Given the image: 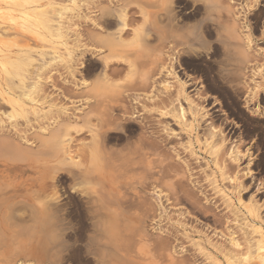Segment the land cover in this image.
<instances>
[{"label": "rangeland", "instance_id": "obj_1", "mask_svg": "<svg viewBox=\"0 0 264 264\" xmlns=\"http://www.w3.org/2000/svg\"><path fill=\"white\" fill-rule=\"evenodd\" d=\"M25 1H27V3ZM40 1H41V3H39ZM40 1L39 0H37V1L36 0H0V26H3V28L6 26L4 28V30H5L4 34L0 33V45H1L0 46L1 47L0 57H2V55L6 54V55H10L14 59L13 56H16L19 60L22 61V63L20 64L21 67H23L24 65L27 66V68L23 67L25 69L19 68L20 70H22V69L24 70L23 73L26 72L24 75H19V73L23 74L22 71H20L18 74H16L17 71L14 70V73L17 76V77H15L12 73H11V75H8L5 71V68L2 67V65L0 63V91L4 90L5 93L7 94V95H4L0 92V98H2V99H0V119H1V121H0L1 126L0 127L3 128V130H1V128H0V131L3 132V133L0 132V136L2 137V139L0 137V139H1L0 145L1 144L5 145L6 142H9V140H8L9 138H10V140H12V138H13L14 139L13 141L15 142V144H14V142L11 141V144H9L10 143L9 142L8 146L6 144L5 146L2 145L3 147L2 146H0V147L2 148V150H4L5 147L7 146L6 151H8V152L11 149H12V151H14V150H17L18 148H20L23 152H24V150H27V149H29V150L34 149V151H32V154H31V151H28V150L24 152L25 154L28 155V158L31 157V159L29 158L28 161H26V162H21V163L9 162L8 163L7 161H0V187H1L0 193L3 194V196H1L0 198L5 199L6 196L10 194L9 196H11L13 198L12 200H20L22 202H25V203H27L26 204L27 207L30 205V208H32V207H38V208L40 207L41 208V214H40L41 216H39V218H36L37 223H36V219H35V224L33 222L29 221L30 219H32V221H33L35 216H33L34 218H32L28 214L23 215L24 216L23 220L26 219L25 216H27V215H28L27 218L31 217L29 220L26 219L30 223V226H31V223L34 224V225H32V226H34L33 227L34 229H31L32 228V226H31L30 230L28 229L30 226L28 227V224H26V228L28 227L27 229L30 231L29 234L26 233L27 230H26V232L23 231L24 229H26L24 223L23 224L20 223V225L24 226V228H22L23 230H21L20 233L23 231L24 235H26V236L28 235L27 237L31 236L30 242H29V238L28 239H20V242H18L17 244L14 245L16 247L11 249L10 247H8L6 245V243H2L1 240H3V242H4L3 238L0 239V242L3 244L2 246H0V252H1L0 253V264H101L102 262L107 261L106 259L105 260L103 259V258L107 257L106 255L104 257L101 256V258L99 257L101 255V253L107 254L109 257V258H107V259H109V261H107V263L104 262L105 264H173L174 261H175L174 264H264V22H263L264 16L262 19L256 17L258 12H260V7L264 9V7H263L264 6V4H263L264 0L263 1L261 0L262 2H260V4H259L260 6H258L259 8L258 7L252 8V6L255 4V0H254V2L252 1L253 2L252 5L248 6V8H249L248 9V15L250 16L249 17L247 15L249 17L248 22L252 25L251 33H252L253 39H254L253 45L254 44L256 45L252 48L253 50L252 49L248 50L247 47H245L244 45H241L236 40L231 38L233 31H232V28H230V26H231L230 24L232 22L229 23V25L227 23L226 24L227 30H224V32L226 33L225 34L226 39L227 40L229 39L227 41V45L225 48L227 53H228V54H226L227 56L224 55V57L222 58L223 55L221 56V55H218L217 53L214 55V49L217 47L221 48V46L223 44L221 42L213 39V37H212V39L209 38L208 39L209 41L210 40L213 41L211 44L212 47L209 48V46H206L204 48L201 44L197 43V45L199 46L198 52H196L195 54H186L189 57L186 60V69L181 71V73H180L181 77L183 76L181 74L185 73L187 75L193 76L194 78H197V81H198L197 82L198 83L197 84V86H198L197 90H200L201 92L203 90H205L206 88H208L210 85H211V89L214 88L213 89L214 91L209 90L210 96L212 95L211 96L212 100H211L210 106L213 109L211 110V113L214 112V115H216V118H217L216 120L218 121V124H219V125L218 124L217 125H218L219 129H224L223 130L224 134L228 136V141L223 146V151L225 150V155H226L225 160H224V165L228 166L225 169V171L228 170V174H226L225 177L228 178V181L226 180L227 178L225 180L222 179V176L217 175V177H216V175L213 173V171H214L213 169L216 170L217 168L213 167V169H211V168L207 167L206 162H208L209 157L205 158V153L203 151V148L201 147V143L197 139L198 138L197 136H201L202 133H199V131H195L192 134V137L194 139L193 140V144H194L193 149L196 151V154H192L191 153L192 148L189 146L190 142L188 141L189 136L185 132H182V130H181L182 125L181 124L175 122L176 125H174V122L171 119H166L167 121L168 120L172 121V123L169 121L167 123V121H166L167 125L164 124L165 122H160L163 119H165V118L162 119V116H160L161 110H163L161 107H157L155 105L153 106L151 104L154 108L156 107L154 109L149 104L146 107V109H143L142 107L145 106L144 103L146 102L143 100H147V103L150 100L146 96H144V97L142 96L144 99L136 96L134 94V93H136L135 91H132V92L128 91L129 90L128 89L129 84H133V83L138 82V81L136 82V80L137 79L139 80V77L143 72V71L141 72L142 68L139 71V73L136 72L137 70H133V68H132L133 72H136V73L134 74L131 70L129 73L131 75H128L127 72H129L128 71L129 69H127V71L125 70L123 75H121V77L124 76L125 79L123 77L122 78L119 77L117 82L115 81L116 83L113 80L114 84H117V85L121 86L122 88H123V86H125V87L122 89L121 87L116 85L113 87L114 90H110V92L105 91L106 94L104 93V96L106 95L109 98H110V96H112V98L114 97L115 99L117 98L118 100H115L116 102L113 101L111 104L107 105L109 103V101L112 99V98H110V100L107 101L108 103L106 102L107 104L106 103L104 104L105 106L104 105L103 106L98 105L99 107L95 106V108H94V105H97V104H94L92 106L90 116L94 117V118H92L93 121L98 116L94 121L95 124L94 125L92 124L93 127H92V125H90V123L88 124L89 121L86 120V118L88 119V114H87L88 112L86 113V111H88L90 109H89L88 104H87V97L85 95L86 88H85L84 84H85V82H87V79L91 80V82L94 83L95 81L97 82V80H99L96 78L102 77V75L104 74V71H105V67L103 64L106 60L110 64L114 63V60H115V62H117L118 60H123V59H126L127 61H132L134 58H136V60L139 59L138 62H142L141 61L142 59H143V61H145L146 59L149 58V54H150V56H152L153 54L151 55V53H154L152 49H150V50L148 49V50H145L144 55L139 56L138 58L136 55L133 56L129 53L130 49H138V50L144 49V47H143L144 45H143V43H141V41H137V40L134 41L133 40V38H135V34L133 33V29H139L146 23L145 21H143L145 23H142V21L140 22V20H139L141 15H143L141 12H139L141 10V8H139V11L136 10V9H138L139 4H140V7H142L141 6V4L143 3L142 0L141 1L138 0V2L140 1V3L136 2L137 0H130V2H132V3H128L129 0H128V2H125L127 0H104V2H101V0H100V2H99V0L98 1L97 0H94V1L93 0H84V1L83 0H80V1L76 0V2H79V3L81 2V5H83V6L85 5V3H88L89 1L90 2L93 1V5H92V2L88 4L89 6L92 7L90 9L91 10L90 12L93 11V13H91V15L93 14L92 17L93 16L95 17L98 14H100L101 10L107 11L108 7L110 10H114V13H117V10L119 11L121 8L125 7L124 4H126V8L129 4H132L131 5L132 8L136 7L134 10L132 8L130 9V5H129V8H127L129 10V12L131 11L130 12L131 15H132V13L136 14L137 11L139 12V13L137 12L136 15L134 14L136 17L139 15V17L137 18L138 20H136L137 22L136 21L134 22L136 25H134L132 23L131 24L132 27H130V30H132V33H131L132 36H131V34L128 33L131 38L130 37L128 38L129 35L127 34L128 36H125V39H126V37H127V39L125 41L123 40V42H120V43H125L123 45L126 47H124L120 43H117L119 41H116V43H114V40H118V39H116V38L114 39L113 37L115 36V34H112V36L110 37L112 39H110V42H108L107 45H105L106 47L99 46V48H98L96 43H94V42L92 43L94 46V50L97 52V54L96 53L90 54L89 55L90 57L87 56L89 53L84 51V50H86V42H87L84 40V38L88 37L90 31H91V33L94 31L93 36H96V34L98 33L96 31L99 30L100 26H104V25L99 20H97V23H99V27H98L97 23H93V24L89 25L86 22L87 21L85 19L86 13H84V12H87L86 11L87 10V7H86L87 4L85 5V10H84V7L79 5V3H76L75 0H40ZM123 1H124V3H123ZM133 1H135V2H133ZM148 1H150V0H148ZM151 1L156 2L158 0H151ZM74 2H75V4H74ZM95 2H97V3H95ZM144 2H145L144 3L145 5L142 4V5H144L143 10L145 11V9H147L145 11V13L146 12L148 13V24L147 25H149L154 13L160 9H159V7H155V6L153 8V5H155V2L154 3L152 2V7H151V5H150V7H148L150 9L145 8L147 0H145ZM158 2H156V3H158ZM246 2H247V0H238V1L235 0L233 2H231V0H229V2H228V0H223V4L220 7L228 8L229 3H233L234 6L236 4V7H238V6H243L244 4H246ZM200 3H204V2L201 1ZM200 3H198L197 5L200 6ZM34 4L43 5V8H45V9L48 8V9H46L47 12L44 13V15L40 14L42 16L40 18L33 19L34 17H29L26 13L23 12V9L24 8H32V6ZM76 4H77V6H76ZM95 4H97L98 6L100 5L99 8ZM104 4H105L106 8L103 7ZM118 4H119V6L117 7L116 5H118ZM147 4L149 5V2H147ZM175 4H176L175 6H177V10H180L181 8L179 9V4L178 5H177V3H175ZM121 5H122V7H121ZM60 6L64 11H62ZM78 6H80V8ZM94 6H95V8H94ZM112 6H113V9H112ZM53 7H54V9L57 8V11H59L61 9L60 10V16H58L59 14L53 15L56 12V10H53V12H51ZM63 7H65V8L69 7L70 10L69 9L65 10ZM192 8H194V7L190 6V8L188 7V10L189 9L191 10ZM71 9H73V10H71ZM132 10L135 12H132ZM77 11L78 12L80 11L82 14L78 13ZM202 11H204V10H202ZM73 12H75V14H73ZM183 12L187 13L188 11H187V9L186 10L183 9ZM71 14L73 17L71 16ZM77 14H78V17L76 16ZM80 14H81V17H79ZM48 16H51V17H48ZM82 16L84 17V20H83ZM143 17H144V15L140 19H143ZM214 17H217V15L215 14ZM228 17L226 14L220 18H221V20H227ZM254 17H255V19H253ZM46 18L48 19V20H46V23L48 21L49 24L47 23V25H45V26H48V27L45 28L44 25H39V23H41V21L45 20ZM70 18H72L73 21H71V20L69 21ZM55 19H56V21H55ZM58 19L62 21V24H63L62 28L65 29V32L62 29H61V31L64 32V35H65V33H68L71 36L66 34L65 37H63L64 35L62 36V34H63L62 32H61V35L59 33H57V34L55 33V32H57L56 28H58V26H57L58 25L57 24ZM39 20H41V21H39ZM35 21H36V23H35ZM49 21H51V22H49ZM83 22H84V24H83ZM226 22H229V20L225 21V23ZM41 24H43V23H41ZM138 24L142 25V26H139ZM49 25L54 27V28L49 27ZM55 25H56V27H55ZM93 25H95V26H93ZM64 26H67V28L69 26V29L64 28ZM71 26L73 29L71 28ZM87 26H90V27H87ZM254 26H256L255 28H257L258 31L255 30ZM258 26L261 28H259ZM70 28H71V30H70ZM113 28L114 27H107V32H109V33L117 32V27L115 26L116 29L114 28V30H113ZM50 29L51 30L56 29V31L52 30V33H51V32H49V31H51ZM46 30L48 31V33H46L47 32ZM74 30H76L77 32L75 33ZM85 30H87V31H85ZM72 31L74 32L75 35H73ZM79 31L80 32L82 31L83 33L82 32L80 33ZM58 32H60V31H58ZM54 33L57 36H53ZM77 34H78V36H77ZM185 34H186L185 38L188 40L189 39L188 33H185ZM261 34H262V36H261ZM83 35L84 36L86 35V36L81 37ZM72 36L73 37L77 36V37L73 38V40H72ZM76 38H77V40H81V42L79 41L77 44L76 41H74V40H76ZM78 38H80V39H78ZM69 39L71 40V43L73 42V45L77 44L78 47H76V45L75 46H73L72 44L70 45ZM66 40H69V41H66ZM111 40L114 44H116V46L113 45ZM65 41L68 42V45H66ZM82 41L85 43H83ZM109 44H111V45H109ZM118 44L121 45V48L119 47L120 45H118ZM79 45L80 46L83 45V46L80 47ZM129 45H131V46H129ZM58 46H59V49L55 48ZM68 46H70V47L68 48ZM96 46H97V48H95ZM215 46H217V47H215ZM257 49H259V50H257ZM69 50H70V52H69ZM125 50H126V52H125ZM222 50H224V49H222ZM260 50H262L261 53H260ZM17 51H19V53L23 54V55L25 54V51H26V55H24V56L19 55L18 56V55H16ZM60 51H61V53H59ZM71 51H76V52H75V54H71ZM28 53H30V54L32 53L33 57H31L29 55L27 56ZM72 53H74V52H72ZM117 53H119V54H117ZM126 53H128L126 55L127 57L124 56V54H126ZM110 54H111V57H110ZM53 55H54V57H53ZM72 55H73V57L76 55H78V56L73 58ZM117 55H119L121 58H119ZM128 55H129V57H128ZM130 55L133 59L130 57ZM192 55L199 56L198 57L199 61H196V65L198 64L197 67H196L195 63L192 62V60L190 59V56H192ZM68 56H71L72 58H70ZM23 57H25V59H23ZM27 57H28L29 61L32 58L31 59L32 62H28ZM87 57L91 58L92 60L96 59V62H99V64H100V69L98 66L95 69L96 71H94L95 77H94V74L92 75L93 79L88 78L85 71H84L86 68V61L88 60ZM112 57L113 58L116 57L117 59H113ZM124 57H126V58H124ZM53 58H54V60H53ZM75 58H77L78 60L77 59L74 60ZM97 58H99V60L101 59L102 61L101 60L98 61ZM128 58H131V59L128 60ZM111 59H112V62H110ZM221 60L225 61L224 65L222 64L223 70H220L221 66L219 65V61H221ZM226 61H227V63H226ZM231 62L232 63L235 62V64H232ZM27 63L32 64V66L28 65ZM217 65H219V66H217ZM11 66L12 65L8 64L7 68L13 70L12 68H10ZM28 67H30L31 69ZM71 67H72V69H71ZM188 67H190V68H188ZM195 67L197 68L196 70H195ZM26 69H29V70H26ZM34 69L36 71L39 69V71L35 72ZM41 69H42V71H41ZM30 70L32 72L34 71L33 74L38 73L40 75V73H41L40 78H41V84L42 85L39 84L40 85L39 87L36 86L37 89H35L36 87L33 88L34 87L33 83L35 84V82L38 80L36 78V76L38 74H36V75L34 74L35 76H33L32 72ZM73 70H74V73H73ZM177 70L179 72L180 69L178 68ZM215 70L220 72V73H221V71H224L225 75L228 74V75H226L228 83L225 84L222 88L221 87L218 88L217 85H215L214 83H210L211 80L208 78L209 74H212L216 77H219L222 74V73L221 74L217 73ZM225 70H226V72H225ZM28 71H30L31 73H29ZM26 74H28V75H26ZM132 75H133L134 79L132 78ZM11 76L15 79H12ZM84 76H86V77L84 78ZM126 76H127V78H126ZM32 77H35V80H33L34 78L32 79ZM230 77H234V78H230ZM6 78H7V80H6ZM25 78H26V80H25ZM205 78H207L208 80ZM10 79L13 80V82L9 81ZM73 80H75V81H73ZM119 80H120V82H118ZM173 80L174 79H171V81H173ZM228 80L230 81V83ZM8 81L11 83L9 84ZM83 81H85V82H83ZM122 81L124 82V84L122 83ZM14 82H15V84L17 82V86L14 85ZM23 82H25L27 84H25ZM72 82H73V84H72ZM127 82H129V83H127ZM174 82H175V80H174ZM199 82H200V84H199ZM12 83L14 86L12 85ZM31 83H32L33 87H31L29 85ZM118 83H120V84H118ZM125 83L127 84V86ZM18 84H20V85H18ZM75 84H77V85H75ZM80 84H82V85H80ZM206 85H207V87H206ZM222 85L223 84H221V86ZM12 86H13V88H12ZM18 86H21V88L20 87L18 88ZM199 86H201V87H199ZM226 86H227V88H226ZM23 87L25 88L24 90L22 89ZM29 87H31V91H30ZM9 88L11 90H9ZM14 88H15V90H12ZM72 88L74 89L73 91L71 90ZM125 88H127V90ZM224 88H226V90ZM68 89H70L72 93H74V92H75V94L77 92H79V93L76 95L71 94L70 91L67 92ZM80 89H82V90H80ZM156 89H155V92H156ZM26 90L28 92H30L31 94H33V95H31V97L32 96L33 97L31 99H28V101L26 102V103H28L26 105V109L27 108L30 109L32 117H31V115H29L30 112L28 113L29 109H27L28 110L26 113V115L28 114L27 116L26 115H19L17 117V115L14 114V112H15L13 110L14 106L9 100H10L11 95L13 96V98H21L18 96V94L26 92ZM115 90L116 91L118 90V91L116 92ZM35 91H37V92H35ZM81 91H82V94L84 92L83 95L80 94ZM218 91L219 92L221 91L220 93L221 94L223 93V94L221 95L220 93H218ZM196 92L197 91H195V92L193 91L192 94H194ZM227 92H228V94H227ZM107 93H108V95H107ZM128 93H132V94L129 96ZM113 94H115V96H113ZM116 94H117V96H116ZM136 94H139V96L144 95V94L148 95V93H144V92H137ZM44 95H46V97H44ZM47 96H48V98H47ZM34 97H35V101L33 100ZM42 97H44L43 98L44 101L41 100ZM55 97H57V98H55ZM135 97H136V99H135ZM137 97H138V99L139 98L140 99L137 100ZM54 98H55V101H54ZM114 98L112 100H114ZM127 98L129 100L131 98V100L128 101ZM124 99H126L129 103ZM50 100L57 102L56 105L57 104L58 105L57 106L54 105L55 103L52 101H51L52 102V104H51ZM132 100H133V102L135 100V102L131 103ZM32 101H34L36 106H38L39 112L37 110V112L35 113V111L32 109V106H33ZM39 101H40V103H38ZM48 101L50 104L48 103ZM71 101H73V102H71ZM140 102L141 103L143 102V105ZM119 104H120V106H119ZM131 104L132 105L136 104V106H139L141 109L139 107H136V106L133 107L134 105L132 106ZM140 104L142 105V107ZM64 106H67V107H64ZM107 106L108 107L110 106L111 108L113 106L114 107L117 106V109H115L113 107L111 110H109V108ZM124 106H127L128 108L130 107L128 114H124V112L120 111V107L123 108ZM149 106L151 107V109ZM62 107H64L63 108L64 110L62 109ZM93 108H94V110H93ZM98 108L100 109L101 112L98 110ZM135 108H138V109H135ZM48 110L49 111L51 110V111L48 112ZM58 110H60V111H58ZM71 110H74L75 113ZM134 110H136V111H134ZM139 110H141V111L143 110V112H141ZM9 111H11L12 113L10 114ZM45 111L48 112L47 113L48 117H45L46 116ZM62 112H65V113L63 114ZM102 112L103 113L105 112L106 114H102ZM133 112H134L135 119H134V116L132 115ZM6 113L9 115H13V116H10L11 118H9V116L6 115ZM38 113L39 114L41 113L42 117L37 115ZM110 113H113L114 116L112 115V118H111L112 120L109 119L110 124H108L109 121L107 118V121H108L107 125L108 126L106 127V124H105L106 122H102V120H100V119H99L100 121H98V118H102V115H103V118L105 117L104 115H106V117H107V115L109 116ZM86 114H87V117H86ZM73 115H75V116H73ZM36 116H39L40 118H37ZM43 116H44V118H43ZM52 116H54V117L57 116L56 117L57 120L55 121L56 118H54ZM99 116H101V117H99ZM58 117H59V119H58ZM70 117L73 119H71ZM106 117H105V119H106ZM110 117L111 116H109V118ZM48 118H49V120H48ZM147 118H150V119H148V121H150L152 119V122L151 121L148 122ZM40 119H44V121L40 120ZM136 119H137V122H136ZM153 119H155V120H153ZM15 120H16L15 123H17V124H14ZM18 120L21 123L22 122L25 123L27 126L25 124L24 125L21 124ZM144 121H145V123H143ZM146 121H147V123H146ZM153 121H154V123H153ZM156 121H157V123L159 122L158 124L162 125L163 128L164 127L172 128L174 125L173 129L176 130L178 127H180L179 128L180 130L178 129L175 131L176 133H179V135H178L179 140H176V141L179 142L180 148L181 147L183 148V151H181V158H183L184 161L181 158L178 161L175 160L176 159L174 156L175 154L173 153L172 149L166 143H163L162 140L157 136V134H154V132H153L154 130H157L158 128L161 130V128L158 126V124L155 123ZM26 122H28V123L30 122L32 124H30V123L28 124ZM97 122H100V123H97ZM49 123H51V124L53 123V125L46 127L45 125H47ZM66 123H68V125H69L68 127H66L67 125L66 126L64 125ZM149 123H151V125ZM161 123H163V124H161ZM4 124H6V125L3 126ZM11 124L12 125L14 124V125L12 126ZM18 124L20 126L21 125L23 126V128H22V126L21 127L19 126V128H22V130L23 129L26 130V131L23 130L24 134H22L23 132L21 129H20L21 132H19L20 131L19 129L17 130L16 125H18ZM96 124H98V125H96ZM125 124H126V127H125ZM128 124H129V127L127 126ZM132 124L133 125L139 124V126H140V128L138 126V132L132 133L135 135H132L130 133V130H129L130 127L132 128ZM146 124H148L150 127L153 126V128L156 127V125H157L158 128L157 127L154 129L152 128L153 131H149L152 129L151 128L148 129L147 128L148 126ZM168 124H169V126H168ZM7 125H8V127H11L12 129L8 128ZM141 125H144V126L142 127ZM177 125H179V126H177ZM15 126H16V128H15ZM44 126L46 128H44ZM76 126L78 129H76ZM103 126H105V127H103ZM145 126H147V127H145ZM144 127H145V129H143ZM4 128H5V131H4ZM55 128H56V130H55ZM59 128L62 130H65V131H62ZM67 128H69L70 130L68 131ZM28 129H29V132L27 131ZM49 129H51V131H52V129L54 131H56V132L52 131L53 133H56V134H58V133L60 134V132H62L61 135H63V136L60 137L58 140L59 136L57 135V137H55L56 134H55V136L54 135L52 136V134L50 133L51 131ZM93 129H96L94 131H96L97 133L100 132V134L95 133L93 131ZM6 130H9L10 132H8V131L6 132ZM145 130L147 131V133ZM165 131H163V132H165L164 135L165 134L167 135L168 131L167 130H165ZM25 132H26V134H25ZM127 132L129 133L130 136L128 135ZM148 132H150V134H148ZM151 132H153V134H151ZM94 133L97 134V136L99 138L98 140L101 141V143H99L98 140L97 141L94 140V141H96V144L93 141L94 142L93 144L97 148L95 146H93V144L91 142L94 139V137H95V139H97V137ZM105 133H107V134H105ZM138 133H140V134L138 135ZM183 133L185 134V135H183L185 137L182 136ZM4 134H5V136L9 135V137L7 138L5 136H2ZM12 134H13V136H12ZM101 134H102V136L104 134L107 137L105 136V139H104V136H103V138H101L102 137V136H100ZM22 135H24V137L26 135L25 139L28 141H25V139L22 138L23 137ZM27 135L29 138L27 137ZM49 135H50V141H48ZM118 136L121 139L117 138ZM126 136H127V139H126ZM133 136L134 137L139 136V140H141V138L144 137L146 140H144V138H142V140L139 142L138 138H134ZM186 136H188V137H186ZM3 137L6 138L7 141ZM40 137H42V138H40ZM122 137L123 138L125 137V138L123 139ZM181 137H182V141L185 138L187 143L188 142L189 143L186 144L185 141L181 142V140H180ZM39 138L42 140V142H40L41 140ZM43 138H45V140ZM46 138H47V140H46ZM61 138L64 140H62ZM51 139L58 140V142H60V140H61L62 142L59 145V143H57L55 141L56 145H57L56 146L55 142H53L54 144L51 143ZM15 140L21 141L22 146L19 145L20 142L18 143ZM103 140L106 142H104ZM130 140L132 142L128 143ZM133 140H134V143H133ZM136 140H138V142ZM2 141L4 143H2ZM44 141H45V143H44ZM142 141H144V142H142ZM147 141H149L150 143L152 141H154V142L151 144H148ZM157 142L158 143L160 142V144H156ZM39 143L45 144L44 146H46V147H45V151H43V152L45 154L47 153V156H45V154H43V156H42V154L40 153V151L43 150L44 147H42L41 146L42 144L40 145ZM50 144H51V146H50ZM127 144H128V146H127ZM141 144H143L145 147L143 145L141 146ZM9 145H11V147L13 145L14 148L9 147ZM37 145H40V147H37ZM131 145L134 148H132ZM146 145H147V147H146ZM152 145L154 147L156 145V147H155L156 151L163 152V154L167 155V157H165L166 155H164V158H167L166 162L170 161L169 162L170 164L168 165L169 168H171L172 164L174 166V163L176 164V162L182 163L183 166L180 165V167L181 166L182 167L179 168L178 171L176 168H174L176 166H174V167L172 166L173 167L172 171H169L170 174L168 173V175L170 177L173 176L172 178H170L168 176V178H170V179L176 180V178H183L184 182H182V183L184 184V186H183L184 188H181V189H182V191L184 189L183 192H185V189H186V192H185L186 194L185 193L183 194L185 196V201L182 204H177L178 201L173 200L174 198H171L172 200H167L165 198L166 200L163 203L158 202L159 200L156 198L157 195H155L154 193H152L150 191V186H148L149 185V179H148V175H147L148 174L147 170L149 167V165H148V150H145V148L153 150V149H151ZM185 145H186V147H185ZM18 146H20V147H18ZM27 146H29L31 148H27ZM47 146L50 148V151H49V148H47ZM91 146H93V147H91ZM129 146L131 149H129ZM153 146H152V148H154ZM8 147L10 148L9 150H8ZM15 147H18V148H15ZM21 147H23V148L25 147L27 149H22ZM143 147H144V149H143ZM60 148L62 150H60ZM93 148L99 153V155L97 154V152L95 153V150ZM35 149L40 150V151L37 150L38 152L36 151L38 154L35 152ZM46 149H48V150H46ZM55 149H57L56 151L59 150V152L54 153V152H56ZM121 149L124 150V152L121 151ZM127 149H129L131 152ZM2 150L0 149V151H2ZM234 150H235V152L236 151L241 152L240 153L241 157H242L241 160L240 159L236 160L231 155V152H233ZM125 151H126V153L129 151L127 153L128 156L125 155L126 154ZM28 152H30V153H28ZM33 152H35V153L33 154ZM49 152H51V153H49ZM64 152H65V154H64ZM172 153H173V155H171ZM50 154H52V155H50ZM94 154H95V156H93ZM96 154L98 156H96ZM36 155H37V157H36ZM38 155H40V156H38ZM53 155H55V156H53ZM182 155H183V157H182ZM52 156L55 159H53ZM171 156L173 158H171ZM32 157H34V158H32ZM93 157H95V158L93 159ZM65 158H67V159H65ZM64 159L67 163L64 161ZM110 159H112V161ZM185 159H187V161ZM100 160L102 163L100 162ZM109 160L111 162H113V164H115L116 166H114V165L112 166L111 163H108ZM171 160L173 161V163H171L172 162ZM72 161H74V163ZM93 161H97V162H93ZM92 162L95 163L96 165L95 164L93 165ZM121 162H122V164H120ZM129 162H131V163L128 164ZM185 162H189L191 164V166L193 165V167H192V169L194 168L193 169V173H194L193 177H195V178H193V177L190 178L188 176V174L186 173V169L184 168V164H183ZM60 163H62V164H60ZM71 163H73V164H71ZM56 164L58 166H56ZM123 164H125V166H122V169H121V165H123ZM178 164H180V163H177L176 165L178 166ZM88 166H94V167L97 166V167L94 168V167H88ZM98 166H99V168H98ZM107 166H108V168H107ZM114 167H116V168H114ZM123 167H124V169H123ZM91 169H92V171H91ZM116 169H118V170H116ZM115 170H116V172H115ZM50 171H51V173H50ZM52 171H54V172L52 173ZM91 172H93L92 175H91ZM95 173H96V175H95ZM195 173H196V175H195ZM212 173L215 176H213ZM226 173H227V171H226ZM116 174H117V176H116ZM125 174H126V176H125ZM121 175L124 179L121 177ZM228 175H229V177L230 176L231 177L229 178ZM196 176H198L200 180H198V178ZM86 177H88V178H86ZM187 177H188V179H187ZM119 178H122V179H119ZM208 178H210V179H208ZM213 179H217L216 180L217 182L209 183V181H213ZM2 180H3V182H2ZM179 180H181V179H179ZM193 180H194V182H192ZM177 181H178V179H177ZM199 181L201 183H199ZM196 182H198L199 185ZM212 183H213V185H212ZM200 184H204V185L203 186L201 185L202 186L201 187ZM209 184H211V185H209ZM214 184H216V185H214ZM37 185L39 186V188H36V187H38ZM41 185H42V187H41ZM205 186L208 187V189ZM216 186H219V187L217 188ZM87 187H91V188H89L91 190L89 191V189ZM212 187H213V189H212ZM99 188H100V190H99ZM205 188H206L207 193L209 195H211L210 196L211 198L207 199L205 194L202 193V190ZM215 188H216V190L214 191ZM84 189H86L87 191H85ZM187 189H188V191H187ZM97 191H99L100 193H98ZM102 191H103V193L106 192L105 194L108 198L105 196V194L102 193ZM111 191H112V193H111ZM203 191H205V190H203ZM188 192H191L192 194L190 193V195H188L187 194ZM35 193H37L36 195H39L41 197L44 196L45 198L42 197V198H44V200L41 197L39 198V196H36ZM42 193H43V195H42ZM99 194L101 197L99 196ZM101 194H103L105 196V198ZM226 194H228V195L226 196ZM152 195H155L154 198H152ZM228 196H230V197H228ZM46 197H47V199H46ZM114 197H116V198H114ZM172 197H173V195H172ZM36 198H38V199H36ZM155 198H156V200H155ZM251 198H252L253 204L257 203V204H255L256 207L260 208L259 213L262 216V218L260 216V218L258 219V220H260L259 222L258 221L257 222L250 221L247 218V216L244 214V212H241V210H240V206L242 204H248L249 201H251ZM107 199H108V201H107ZM148 199H150V200H148ZM226 200H229V201H228V203H226L224 205L223 203L226 202ZM105 201L108 204H106ZM52 202L54 204L52 206L54 208H56V211L59 207H60L59 209H62V210L58 209L59 211L55 212V209L49 205V204H52ZM109 202H112V203H110L112 206L109 204ZM149 202H152V203L155 202L154 204L156 206L154 207V204L152 205ZM230 203H231V205H229ZM20 204L23 207V209L21 208V214H25V213H22V210H24V212H25L27 207L24 208V205H25L24 203H20ZM227 205L230 207L227 208ZM233 206L235 209L237 208V210H236V212L238 211L237 214L235 212V209L231 208ZM47 207H49V209H47ZM150 207L152 208L151 210H150ZM189 210H190V212H189ZM30 211H31V209L29 210V214H30ZM240 213L242 214V216H240L241 215ZM62 214H63V218H62V216L61 217L59 216ZM30 215H32V211H31ZM54 216H57L58 218L54 217ZM100 217H103V218H100ZM104 217H105V219H104ZM61 218L62 219L65 218L66 220L64 219V221H63ZM23 220H21L20 222H25ZM97 220H100V221H97ZM114 220H115L116 226H117V220H119L118 225L121 228L120 231L124 230V233H125V235H124L123 231L121 232L124 235L123 236L124 238H122V234H121V238H122V239L120 238L121 244H119L120 243L119 240L114 238V236H113L114 234H112V232L110 230V224L109 223H112ZM95 221H97V223H99V222L100 223L97 224ZM216 221H217V223H216ZM64 223H67V224L64 225ZM36 224H37V226H36ZM100 224L102 225L101 226L102 228L101 227L98 228V226H100ZM104 225L107 226L109 230L106 227H103ZM246 225L247 226L249 225L248 228L246 227ZM22 226H20V227H22ZM207 227H208V230H207ZM194 229L195 230L197 229L196 230L197 233H195L196 231ZM224 229H226V230H224ZM242 229L243 230L247 229L249 231V234H251V235L248 234L247 230L242 231ZM107 230L109 232H107ZM60 231H62V232H60ZM225 231H226V233H228V235L225 233ZM231 231H232V233H231ZM34 232H35L36 236L33 235ZM233 233H235V234H233ZM246 233L248 235H246ZM127 234H129V235H127ZM0 235H4V234L0 233ZM54 235H56V238H54L55 237ZM51 237H53V238H51ZM34 243L40 245L41 254L43 255L42 257L44 258L43 262L41 261L42 257H40L38 254L37 255H31V254L30 255H25V254H19L18 255L16 253L17 251H20L23 248H29L30 246H33ZM200 244H201V246H200ZM66 247H67V249H66ZM220 248H221V250H223L222 248H224V250L220 251ZM68 249H69V251H68ZM73 249H74V251H76V253H73L74 252V251H72ZM77 252H78V256H77ZM14 253H16V254H14ZM73 255H76V257ZM55 258H57V259H55ZM74 258H76V259H74ZM99 261H101V263ZM104 263H102V264H104Z\"/></svg>", "mask_w": 264, "mask_h": 264}, {"label": "bare ground", "instance_id": "obj_2", "mask_svg": "<svg viewBox=\"0 0 264 264\" xmlns=\"http://www.w3.org/2000/svg\"><path fill=\"white\" fill-rule=\"evenodd\" d=\"M37 1V0H36ZM40 1V0H39ZM80 1V0H79ZM84 1V0H83ZM94 1V0H93ZM93 1H91L92 2V5H93ZM98 1V0H97ZM141 1V0H140ZM140 1L138 2V0L136 1V2H138V3H140ZM145 1V0H144ZM143 0H142V4H144L145 2H144ZM151 1V0H150ZM148 1L147 0V2H149V5L147 4V2H146V7L145 8H148V7H150V5H151V7H152V2L153 1ZM159 1V0H158ZM158 1H156V2H158ZM201 1H203L204 3H200ZM233 1H235V0H231V2H233ZM238 1V0H237ZM254 2V0H247V2H246V4H244L243 6H238V7H236V4H235V6L233 5V3H229V5H228V8H222V7H220L222 4H223V0H160L158 3H156L155 1V5H153V8H154V6L155 7H159V9L160 10H158V11H156L155 13H154V15H153V17H152V19H151V22H150V24L149 25H147L148 24V13L146 12L145 13V11L147 10V9H145V11L143 10L144 9V5H142L141 4V6L143 7H140V4L137 6L138 7V9H136V10H138L139 11V8H141V10L139 11V12H141L143 15H144V17H143V19H140V18H142V16L143 15H141V17L139 18V20H140V22L142 21V23H145L143 26L142 25H139V26H142L141 28H139V29H133V33L135 34V38H133V40L135 41V40H137V41H141V43H143V47H144V49L143 50H138V49H130V51H129V53L131 54V55H136L137 56V58L139 57V56H142V55H144L145 54V50H150V49H152L153 50V52L154 53H151V55L152 56H150V54H149V58L148 59H146L145 61H143V59L141 60L142 62H138L139 61V59H137L136 60V58H132L131 57V55H130V57L133 59L132 61H127L126 59H123V60H118L117 62H115V60H114V63H112V64H110V63H108L107 62V60L104 62V67H105V71H104V74L102 75V77L101 78H96V79H99V80H97V82L95 81L94 83L93 82H91V80H89V79H87V82H85V81H83V82H85V88H86V92H85V95H86V97H87V104H88V107H89V109L90 110H88V111H86V113L88 114V119L86 118V120H88L87 122H88V124L90 123V125H94L95 124V119L98 117H96L95 119H94V121H93V119L92 118H94L93 116L91 117L90 115H91V109H92V106L94 105V104H97V105H94V108H95V106H97V107H99L100 105H104L108 100H110V98H112V96H110V98L108 97V96H104V93H105V91H109L110 92V90H114L113 89V87L114 86H116L117 84H114L113 83V80H114V82L116 81L117 82V80H118V78L119 77H121V75H123V73H124V71L126 70L127 71V69H129L128 71L129 72H127L128 73V75H131V74H129L130 73V71L132 70V68H133V70H137L136 72H138L139 73V71L141 70V68H142V70H141V72H142V74L140 75V77H139V80L137 79L136 80V82L137 83H133V84H129L128 85V91H130V92H132V91H135L136 93L137 92H144V93H148V95H146V94H144V95H141V96H139V94H136V93H134L136 96H138V97H140V98H142V99H144L143 97L144 96H146L150 101H148V103H147V100H143V101H146L145 103H144V105L145 106H143L142 107V105H143V102L140 104L141 105V107L143 108V109H146V107L150 104V106H157V107H161L163 110H161V115L160 116H162V119L163 118H165V119H163L162 121H160V122H165L164 124H166V119H171L173 122H174V125H176L175 124V122H177V123H179V124H181L182 125V128H181V130H182V132H185L186 134H188V136H186V137H188L189 138V146L192 148V154H196V151L193 149V137H192V134H193V132H195V131H199V133H202V135L201 136H197L198 138V140L200 141V143H201V147L203 148V151H204V153H205V158L206 157H209V159H208V162H206V164H207V167H209V168H211V169H213V167H215V168H217L216 170L215 169H213L214 171H213V173L216 175V177H217V175L218 176H222V179H226L227 177H225L226 176V174H228V170H226L227 171V173H226V171H225V169L228 167V166H226V165H224V160H225V157H226V155H225V150L223 151V146L227 143V141H228V136L227 135H225L224 134V129H219V127H218V121L216 120L217 118H216V115H214V112H212L211 113V110L213 109L211 106H210V103H211V100H212V95L210 96V93H209V90H213V89H211V85L208 87V88H206L205 90H203L202 92L200 91V90H197V88H198V86H197V78H194L193 76H191V75H187V74H185V73H183V74H181V75H183L182 77L180 76V73H181V71H183V70H185L186 69V60L189 58L186 54H195L196 52H198V50H199V46L197 45V43L198 44H201L204 48L206 47V46H209V48L210 47H212L211 46V44H212V40H208L209 38L210 39H212V37H213V39H215V40H217V41H219V42H221L223 45L221 46V48H218L217 46H215V47H217V48H215L214 49V55L217 53L218 55H223L222 56V58L224 57V55H226V54H228L227 53V51H226V45H227V41L229 40H227L226 39V37H225V32H224V30H227L226 28H227V23H228V25H229V23H231L230 25V28H232V31H233V34H232V36H231V38L232 39H234V40H236L238 43H240L241 45H244L245 47H247V49L249 50V49H252L254 46H256L255 44L253 45V43H254V39H253V35H252V33H251V31H252V25L248 22V18L250 17L249 15H248V6L249 5H252L253 4V2ZM263 1V0H262ZM261 0H255V4L252 6V8L253 7H258V6H260L259 4H260V2H262ZM26 3H27V1H25ZM34 2V1H33ZM75 2H76V0H75ZM75 2H74V4H75ZM88 2V1H87ZM90 1L88 2V3H85V5L87 4H89V3H91ZM99 2H100V0H99ZM98 2V3H99ZM101 2H104V0H101ZM114 2V1H113ZM125 2H128V0L127 1H125ZM133 2H135V1H133ZM153 2V3H154ZM228 2H229V0H228ZM245 2V1H244ZM29 3V2H28ZM38 3V2H37ZM39 3H41V1L39 2ZM43 3V2H42ZM76 3H79V2H76ZM83 3V4H84ZM95 3H97V2H95ZM109 3V2H108ZM111 3V2H110ZM116 3V2H115ZM119 3V2H118ZM123 3H124V1H123ZM128 3H132V2H130V0H129V2ZM175 3H177V5L179 4V9L180 10H177V6H175L176 4ZM198 3H200V6H198L197 4ZM264 4V3H263ZM49 5V4H48ZM79 5H81V2L79 3ZM85 5L83 6V5H81V6H83L84 7V10H85ZM86 5V7H87V12H84V13H86V15H85V19L87 20L86 22L90 25V24H93V23H97V20H99L100 22H102V24L104 25V26H100L99 27V23H97L98 24V27H99V30L98 31H96V32H98L97 34H96V36H93L94 35V31L91 33V31H90V33H89V35H88V37H86V38H84V40L85 41H87L86 42V50H84V51H86V52H88L89 54L87 55V56H89L90 54H97V52L94 50V46H93V42L94 43H96V45L98 46V48H99V46H101V47H106L105 45H107V43L108 42H110V39H112V38H110L111 36H112V34H115V36L113 37L114 39L116 38V39H118V40H114V43H116V41H119V42H117V43H120V42H123V40L125 41L126 39H127V37H126V39H125V36H128L129 34H131L132 33V30H130V27H132V23L134 24V25H136L134 22L136 21V20H138L137 18L139 17V15L136 17L135 15L137 14V12H136V14L135 13H132V15H131V11L129 12V10L127 9V8H129V5H130V9L132 8V4H129L128 6H127V8H126V4H124L125 5V7L124 8H121L119 11L117 10V13H114V10H110L109 9V7H108V10L107 11H104V10H101V12H100V14H98L97 16H93L92 17V15H91V13H93V11L92 12H90L91 10V6H87ZM95 5H97V4H95ZM111 5V4H110ZM115 5V4H114ZM113 5V6H114ZM52 6V5H51ZM76 6H77V4H76ZM98 6V5H97ZM100 6V5H99ZM99 6H98V8H99ZM113 6H112V9H113ZM117 7L119 6V4L118 5H116ZM190 6L191 7H194V8H192L191 10L189 9L188 10V7L190 8ZM50 7V6H49ZM79 8H80V6H78ZM103 7H105L106 8V6H105V4L103 5ZM102 7V8H103ZM121 7H122V5H121ZM135 7V6H134ZM251 7V6H250ZM264 7V6H263ZM51 8V7H50ZM60 8H61V6H60ZM65 10H70V8L68 7V8H65V7H63ZM94 8H95V6H94ZM93 8V9H94ZM116 8V7H115ZM114 8V9H115ZM136 8V7H135ZM135 8H132L133 10L135 9ZM259 8V7H258ZM257 8V9H258ZM46 9H48V8H46ZM46 9L45 8H43V5H40V4H34L33 6H32V8H24L23 9V12L24 13H26L29 17H34L33 19H36V18H40V17H42L40 14H43L44 15V13H46L47 11H46ZM62 9V8H61ZM60 9V10H61ZM83 9V8H82ZM81 9V10H82ZM104 9V8H103ZM148 9H150V8H148ZM183 9L184 10H186L187 9V13H184L183 12ZM53 10H56V12L53 14V15H58V16H60V10L59 11H57V8H55L54 9V7L52 8V11L51 12H53ZM71 10H73V9H71ZM132 10V12H135V11H133ZM202 10H204V11H202ZM256 10V9H255ZM49 11V10H48ZM62 11H64L63 9H62ZM61 11V12H62ZM95 11V10H94ZM113 11V12H112ZM50 12V11H49ZM59 12V13H58ZM78 12V11H77ZM97 12V11H96ZM138 12V13H139ZM149 12V11H148ZM186 12V11H185ZM255 12V11H254ZM253 12V13H254ZM78 13H81L80 11L78 12ZM99 13V12H98ZM140 13V14H141ZM25 14V15H26ZM50 14V13H49ZM73 14H75V12H73ZM82 14V13H81ZM81 14H80V16L79 17H81ZM97 14V13H96ZM135 14V15H134ZM217 15V17H214V15ZM227 14V20H221V18L220 17H223L224 15H226ZM251 14V13H250ZM257 14V13H256ZM249 17H248V16ZM71 16H72V14H71ZM77 17H78V14L76 15ZM263 16H264V9L263 8H261L260 7V12H258V14H257V16L256 17H258V18H260V19H262L263 18ZM48 17H51V16H48ZM73 17V16H72ZM75 17V16H74ZM83 17V16H82ZM29 19V18H28ZM32 19V18H31ZM50 19V18H49ZM82 19V18H81ZM226 19V18H225ZM253 19H255V17L253 18ZM257 19V18H256ZM259 19V20H260ZM46 20H48L47 18L45 19V20H39V21H41V23H43V24H41V23H39V25H47V23H48V21H47V23H46ZM73 21L72 20V18H70L69 19V21ZM83 20H84V17H83ZM82 20V21H83ZM229 20V22H226L225 23V21H228ZM264 20V19H263ZM55 21H56V19H55ZM58 21V28H56L57 29V32H55L56 34L57 33H59L60 35H61V29L62 30H64V32H65V29H63L62 27H63V24H62V21L61 20H57ZM68 21V22H69ZM81 21V22H82ZM143 21H145V22H143ZM261 21V20H260ZM49 22H51V21H49ZM137 22V21H136ZM264 22V21H263ZM35 23H36V21H35ZM70 23V22H69ZM68 23V24H69ZM139 23V22H138ZM49 24V23H48ZM71 24V23H70ZM83 24H84V22H83ZM101 24V23H100ZM258 24V23H257ZM56 25H55V27H56ZM93 26H95V25H93ZM115 26L117 27V32H115V33H109V32H107V27H114L115 28ZM6 27V26H5ZM4 27V28H5ZM46 27H48V26H45V28ZM49 27H52V26H50L49 25ZM85 27V26H84ZM87 27H90V26H87ZM256 26H254V28H255ZM259 27V26H258ZM4 28H3V26H0V33H3L4 34V32H5V30H4ZM52 28H54V27H52ZM64 28H67V26H64ZM71 28H72V26H71ZM71 28H70V30H71ZM97 28V27H96ZM114 28H113V30H114ZM259 28H261V27H259ZM48 29V28H47ZM56 29L55 30H53V31H56ZM67 29H69V26H68V28ZM73 29V28H72ZM87 29V28H86ZM89 29V28H88ZM116 29V28H115ZM51 30V29H50ZM52 30L51 31H49V32H51L52 33ZM110 30V29H109ZM255 30H257V28H255ZM260 30V29H259ZM47 31V30H46ZM58 31H60V32H58ZM75 31V33L77 32L76 30H74ZM85 31H87V30H85ZM89 31V30H88ZM116 31V30H115ZM258 31V30H257ZM64 32H62L63 34H62V36L64 35ZM80 32V31H79ZM82 32V31H81ZM80 32V33H81ZM46 33H48V31L46 32ZM53 34V36H57L56 34ZM70 33V32H69ZM72 33H73V35H75L74 34V32L72 31ZM71 33V34H72ZM83 33V32H82ZM129 33V34H128ZM185 33H188V40L185 38ZM2 34V35H3ZM66 34H68V33H65V35ZM79 34V33H78ZM78 34H77V36H78ZM86 34V33H85ZM91 34V35H90ZM128 34V35H127ZM40 35V34H39ZM50 35V34H49ZM59 35V36H60ZM65 35L63 36V37H65ZM69 35V34H68ZM69 36H71V35H69ZM77 36H72V40H73V38H75V37H77ZM86 36V35H85ZM84 35L83 36H81V37H85ZM131 36H132V34H131ZM261 36H262V34H261ZM61 37V36H60ZM67 37V36H66ZM130 37V35L128 36V38ZM58 38V37H57ZM70 38V37H69ZM131 38V37H130ZM62 39V38H61ZM78 39H80V38H78ZM58 40V39H57ZM70 40V39H69ZM69 40H66V41H69ZM129 40V39H128ZM187 40V41H186ZM65 41V42H66ZM74 41H76V43L78 44V42L80 41L81 42V40H77V38H76V40H74ZM83 42V41H82ZM111 42H112V40H111ZM131 42V41H130ZM69 43H70V45L72 44L73 45V42L71 43V40L69 41ZM75 43V42H74ZM83 43H85V42H83ZM113 43V42H112ZM111 43V44H112ZM113 43V45H115L116 46V44H114ZM263 43V42H262ZM57 44V43H56ZM77 44H75L76 45V47H78V45ZM80 44V43H79ZM111 44H109V45H111ZM121 45H123V44H125V43H120ZM120 44H118V45H120ZM135 44V43H134ZM62 45V44H61ZM66 45H68V42H66ZM75 45H73V46H75ZM81 45V44H80ZM79 45V46H80ZM117 45V46H118ZM121 45L119 46L120 48H121ZM128 45V44H127ZM216 45V44H215ZM1 46V45H0ZM54 46V45H53ZM83 46V45H82ZM82 46H80V47H82ZM97 46L95 47V48H97ZM124 46V45H123ZM122 46V47H123ZM129 46H131V45H129ZM70 46H68V48H69ZM85 47V46H84ZM124 47H126V46H124ZM123 47V48H124ZM128 47V46H127ZM201 47V46H200ZM220 47V46H219ZM229 47V46H228ZM53 48V47H52ZM55 48H58L59 49V46L58 47H55ZM115 48V47H114ZM202 48V47H201ZM200 48V49H201ZM0 49H1V47H0ZM29 49V48H28ZM105 49V48H104ZM140 49V48H139ZM203 49V48H202ZM222 49H224V50H222ZM246 49V48H245ZM120 50V49H119ZM206 50V49H205ZM209 50V49H208ZM211 50V49H210ZM253 50V49H252ZM251 50V51H252ZM256 50V49H255ZM257 50H259V49H257ZM202 51V50H201ZM204 51V50H203ZM66 52V51H65ZM69 52H70V50H69ZM72 52H74V53H72ZM75 52L76 51H71V54H75ZM99 52V51H98ZM103 52V51H102ZM125 52H126V50H125ZM200 52V51H199ZM209 52V51H208ZM258 52V51H257ZM262 52V50H260V53ZM59 53H61V51L59 52ZM68 53V52H67ZM45 54V53H44ZM77 54V53H76ZM84 54V53H83ZM87 54V53H86ZM100 54V53H99ZM106 54V53H105ZM117 54H119V53H117ZM128 53H126V54H124V56H126ZM198 54V53H197ZM200 54V53H199ZM206 54V53H205ZM208 54V53H207ZM210 54V53H209ZM263 54V53H262ZM16 55H23V54H20L19 53V51H17L16 52ZM24 55H26V51H25V54ZM23 55V56H24ZM31 56V57H33V54L31 53H28L27 54V56ZM70 55V54H69ZM116 55V54H115ZM203 55V54H202ZM67 56V55H66ZM76 56H78V55H76ZM76 56H74V57H76ZM95 56V55H94ZM105 56V55H104ZM119 58H121L119 55H117ZM205 56V55H204ZM211 56V55H210ZM220 56V57H221ZM227 56V55H226ZM232 56V55H231ZM14 57V59L10 56V55H2V57H0V63H1V65H2V67H4L5 68V71H6V73L8 74V75H11V73L15 76V77H17L16 76V74H18L20 71H22V73H23V69H25V68H27V66L26 65H24L23 67H25V68H23V67H21V63H22V61L21 60H19L16 56H13ZM53 57H54V55H53ZM58 57V56H57ZM60 57V56H59ZM68 57H70V58H72L73 57V55H72V57L71 56H68ZM73 57V58H74ZM90 57V56H89ZM110 57H111V54H110ZM109 57V58H110ZM127 57V56H126ZM126 57H124V58H126ZM128 57H129V55H128ZM199 56H196V55H192V56H190V59L192 60V62H194L195 63V65H196V61H199V58H198ZM216 57V56H215ZM78 58V57H77ZM77 58H75L74 60H76ZM107 58V57H106ZM113 58V57H112ZM131 58H128V60H130ZM214 58V57H213ZM23 59H25V57H23ZM27 59H28V57H27ZM32 59V58H31ZM31 59H30V61H29V59H28V62H32L31 61ZM58 59V58H57ZM60 59V58H59ZM87 61H86V68H85V73H86V75H87V77L88 78H92L93 76V74L95 73L94 71H96L95 69L99 66V69H100V64H99V62H96V59L94 60H92L91 58H88L87 57ZM108 59V58H107ZM113 59H117L116 57H114ZM189 59V60H190ZM53 60H54V58H53ZM78 60V59H77ZM97 60L98 61H100L99 60V58H97ZM105 60V59H104ZM211 60V59H210ZM225 60V59H224ZM224 60H221V61H219V65L221 66V69L220 70H223L222 68V64L224 65V63H225V61ZM228 60V59H227ZM21 61V62H20ZM80 61V60H79ZM102 61V60H101ZM213 61V60H212ZM229 61V60H228ZM27 62V61H26ZM69 62V61H68ZM73 62V61H72ZM76 62V61H75ZM110 62H112V59H111V61ZM206 62V61H205ZM230 62V61H229ZM19 63V64H18ZM101 63V62H100ZM218 63V62H217ZM226 63H227V61H226ZM232 63V62H231ZM230 63V64H231ZM8 64L9 65H12L10 68H12L13 70H11V69H9V68H7V66H8ZM28 65H31L32 66V64H30V63H27ZM209 64V63H208ZM229 64V63H228ZM232 64H235V62L234 63H232ZM238 64V63H237ZM102 65V64H101ZM198 65V64H197ZM197 65H196V67H197ZM213 65V64H212ZM219 65H217V66H219ZM227 65V64H226ZM225 65V66H226ZM73 66V65H72ZM207 66V65H206ZM209 66V65H208ZM195 67V70L197 69ZM21 68H23L22 70H20ZM28 68H30V67H28ZM35 68V67H34ZM39 68V67H38ZM75 68V67H74ZM180 69L179 70V72H178V70L177 69ZM188 68H190V67H188ZM218 68V67H217ZM216 68V69H217ZM31 69V68H30ZM37 69V68H36ZM71 69H72V67H71ZM200 69V68H199ZM198 69V70H199ZM215 69V68H214ZM226 69V68H225ZM14 70L15 71H17V73L15 74L14 73ZM26 70H29V69H26ZM35 70V69H34ZM75 70V69H74ZM74 70H73V73H74ZM133 70H132V72H133ZM194 70V69H193ZM31 71V70H30ZM30 71H28L29 73H31ZM37 71H39V69L37 70ZM36 70H35V72H37ZM41 71H42V69H41ZM72 71V70H71ZM98 71V70H97ZM216 71V70H215ZM214 71V72H215ZM228 71V70H227ZM2 72V71H1ZM34 72V71H33ZM33 72H32V74H33ZM136 72H133L134 74L136 73ZM217 73H220V72H218V71H216ZM225 72H226V70H225ZM233 72V71H232ZM231 72V73H232ZM26 73V72H25ZM25 73H23V74H21V73H19V75H24ZM28 73V74H29ZM40 73V72H39ZM72 73V74H73ZM200 73V72H199ZM198 73V74H199ZM222 73V74H221ZM221 75L219 76V77H216V76H214V75H212V74H207L208 75V78L211 80L210 81V83H214L215 85H217V87L219 88V87H223L225 84H227L228 82H227V76L226 75H228V74H224V71H221ZM28 74H26V75H28ZM35 74V73H34ZM33 74V76H35L36 74H38V73H36L35 75ZM71 74V75H72ZM97 74V73H96ZM18 75V76H19ZM40 75H41V73H40ZM40 75L38 74L37 76H36V78L38 79L36 82H35V84L33 83V86H32V83L31 84H29L31 87H33V88H35L36 86H40L39 84H41V78H40ZM101 75V74H100ZM127 75V74H126ZM138 75V76H139ZM32 76V75H31ZM218 76V75H217ZM12 77V76H11ZM21 77V76H20ZM86 76H84V78H85ZM94 77H95V74H94ZM124 79H125V77L124 76H122ZM121 77V78H122ZM8 78V77H7ZM7 78H6V80H7ZM22 78V77H21ZM34 78V79H33ZM117 78V79H116ZM126 78H127V76H126ZM132 78H133V75H132ZM136 78V77H135ZM230 78H234V77H230ZM12 79H15V78H13L12 77ZM32 79L33 80H35V77H32ZM93 79V78H92ZM116 79V80H115ZM123 79V80H124ZM134 79V78H133ZM132 79V80H133ZM171 79H174L175 80V82H174V80L173 81H171ZM205 79H207V78H205ZM25 80H26V78H25ZM204 80V79H203ZM208 80V79H207ZM231 80V79H230ZM9 81H12L13 82V80H9ZM8 81V82H9ZM21 81V80H20ZM73 81H75V80H73ZM129 81V80H128ZM135 81V80H134ZM206 81V80H205ZM229 81V80H228ZM27 82V81H26ZM115 82V83H116ZM118 82H120V80L118 81ZM133 82V81H132ZM208 82V81H207ZM232 82V81H231ZM11 82H9V84H10ZM23 83H25V82H23ZM75 83V82H74ZM79 83V82H78ZM77 83V84H78ZM122 83L124 84V82L122 81ZM127 83H129V82H127ZM229 83H230V81H229ZM25 84H27V83H25ZM24 84V85H25ZM72 84H73V82H72ZM77 84H75V85H77ZM118 84H120V83H118ZM126 84V83H125ZM199 84H200V82H199ZM221 84H223L222 86H221ZM12 85H13V83H12ZM14 85L15 86H17V82H16V84H15V82H14ZM13 85V86H14ZM18 85H20V84H18ZM42 85V84H41ZM80 85H82V84H80ZM13 86H12V88H13ZM28 86V85H27ZM26 86V87H27ZM117 86H119V85H117ZM126 86H127V84H126ZM214 86V85H213ZM212 86V87H213ZM21 88V86H18V88ZM31 87H29L30 88V91H31ZM119 87H121V86H119ZM125 86H123V88H124ZM199 87H201V86H199ZM206 87H207V85H206ZM229 87V86H228ZM258 87V86H257ZM261 87V86H260ZM122 88V87H121ZM122 88V89H123ZM157 88V89H156ZM226 88H227V86H226ZM226 88H224L225 90H226ZM23 90L25 89L24 87L22 88ZM35 89H37V87L35 88ZM126 90H127V88H125ZM155 89H156V92H155ZM200 89V88H199ZM9 90H11L10 88H9ZM8 90V91H9ZM12 90H15V88L14 89H12ZM72 91L74 90L73 88L71 89ZM71 90L70 89H68V91L67 92H69L70 91V93L71 94H74V95H76V94H78L79 92H77L76 94H75V92L74 93H72L71 92ZM80 90H82V89H80ZM85 90V89H84ZM83 90V91H84ZM220 90V89H219ZM228 90V89H227ZM116 91V90H115ZM118 91V90H117ZM116 91V92H117ZM127 91V92H128ZM158 91V92H157ZM193 91L195 92V91H197L196 93H194V94H192L193 93ZM214 91V90H213ZM2 94H4V95H7L6 93H5V91L4 90H1L0 91ZM14 92V91H13ZM33 92V91H32ZM35 92H37V91H35ZM112 92V91H111ZM217 92V91H216ZM221 92V91H220ZM219 91H218V93H220ZM155 93V94H154ZM80 94L81 95H83L84 94V92H83V94H82V91L80 92ZM106 94V93H105ZM111 94V93H110ZM109 94V95H110ZM132 93H128V95L130 96ZM141 94V93H140ZM221 94V93H220ZM223 94V93H222ZM221 94V95H222ZM227 94H228V92H227ZM10 95V94H9ZM31 95H33V94H31L30 92H28L27 90H26V92H23V93H20V94H18V96L19 97H21V98H13V96L11 95V97H10V102L13 104V110L15 111L14 112V114H16L17 115V117L19 116V115H26V113H27V109H29V108H27L26 109V105L28 104V103H26L27 101H28V99H31L32 97H31ZM84 95V96H85ZM107 95H108V93H107ZM113 96H115V94H113ZM116 96H117V94H116ZM120 96V95H119ZM133 96V95H132ZM143 96V97H142ZM44 97H46V95H44ZM44 97H42V99L41 100H43V98ZM50 97V96H49ZM106 97V98H105ZM126 97V96H125ZM138 97H137V100H139L138 99ZM47 98H48V96H47ZM55 98H57V97H55ZM55 98H54V101H55ZM114 98V97H113ZM112 98V99H113ZM146 98V99H147ZM0 99H2V98H0ZM52 99V98H51ZM110 100L109 101V103L107 104V105H109V104H111L113 101H115V100H118L117 98L115 99L114 98V100ZM128 99V98H127ZM135 99H136V97H135ZM34 101H35V97H34V99H33ZM40 100V101H41ZM53 100V99H52ZM52 100H50V102L52 101ZM124 100H126V99H124ZM130 100H131V98H130ZM129 99H128V101H130ZM31 101V100H30ZM34 101H32L33 102V106H32V109L35 111V113L37 112V110H38V106H36V104H35V102ZM40 101L38 102V103H40ZM44 101V100H43ZM54 101H52V102H54ZM127 101V100H126ZM127 101V102H128ZM142 101V100H141ZM52 102H51V104H52ZM71 102H73V101H71ZM116 102V101H115ZM119 102V101H118ZM117 102V103H118ZM125 102V101H124ZM126 102V103H127ZM134 102H135V100H134ZM133 102V100L131 101V103H134ZM137 102V101H136ZM42 103V102H41ZM48 103H49V101H48ZM55 104L54 105H56V103L57 102H54ZM122 103V102H121ZM129 103V102H128ZM147 103V104H146ZM50 104V103H49ZM138 104V103H137ZM152 104V105H151ZM58 105V104H57ZM56 105V106H57ZM99 105V106H98ZM113 105V104H112ZM132 105V104H131ZM134 105V106H133ZM132 106L133 107H135L136 106V104H133ZM36 106V107H35ZM101 106V107H102ZM105 106V105H104ZM115 106V105H114ZM113 106V107H114ZM119 106H120V104H119ZM149 106V107H150ZM152 106V107H153ZM64 107H67V106H64ZM64 107H62V109L64 108ZM91 107V108H90ZM96 107V108H97ZM108 107V106H107ZM112 107V108H113ZM132 107V108H133ZM136 107H139V106H136ZM94 108H93V110H94ZM105 108V107H104ZM109 108V110H111L112 108L109 106L108 107ZM107 108V109H108ZM115 109H117V106L116 107H114ZM122 107H120V111L121 112H124V114H128L129 113V108L127 107V106H124L122 109H121ZM140 108V107H139ZM154 108V107H153ZM156 108V107H155ZM154 108V109H155ZM54 109V108H53ZM106 109V110H107ZM135 109H138V108H135ZM141 109V108H140ZM150 109H151V107H150ZM158 109V108H157ZM64 110V109H63ZM98 110L100 111V109L98 108ZM108 110V111H109ZM114 110V109H113ZM12 111V110H11ZM11 111H9L10 112V114L12 113ZM51 111V110H50ZM49 110H48V112H50ZM58 111H60V110H58ZM66 111V110H65ZM68 111V110H67ZM71 111H73L74 112V110H71ZM98 111V112H99ZM103 111V110H102ZM119 111V110H118ZM134 111H136V110H134ZM139 111H141V110H139ZM8 112V113H9ZM30 112V109H29V111H28V113ZM38 112H39V110H38ZM46 112V111H45ZM48 112H46L45 113V117H48ZM101 112V111H100ZM107 112V111H106ZM141 112H143V110L141 111ZM63 114L65 113V112H62ZM75 113V112H74ZM109 113V112H108ZM69 114V113H68ZM87 114H86V117H87ZM102 114H106L105 112L103 113L102 112ZM101 114V115H102ZM111 114V115H110ZM109 114V116H111L110 118H109V116L107 115V117H106V115H104L105 117H106V119H105V117L103 118V115H102V118H98V121H100V120H102V122H106L105 124H106V127L108 126L107 125V122H108V124H110V120H112L111 118H112V115H113V113H110ZM6 115H8L9 116V118H11L10 116H13V115H9V114H7L6 113ZM28 115V114H27ZM26 115V116H27ZM29 115H31V112L29 113ZM37 115H39L40 117H42V115H41V113L39 114H37ZM78 115V114H77ZM133 116H134V112H133V114H132ZM39 116H36L37 118H40ZM73 116H75V115H73ZM114 116V115H113ZM148 116V115H147ZM21 117V116H20ZM30 117V116H29ZM31 117H32V115H31ZM30 117V118H31ZM35 117V116H34ZM52 117H54V116H52ZM57 117V116H56ZM56 117H54V118H56ZM77 117V116H76ZM99 117H101V116H99ZM137 117V116H136ZM150 117V116H149ZM8 118V117H7ZM43 118H44V116H43ZM71 118V117H70ZM107 118H108V121H107ZM138 118V117H137ZM33 119V118H32ZM58 119H59V117H58ZM71 119H73V118H71ZM100 119V120H99ZM110 119V120H109ZM134 119H135V116H134ZM145 119V118H144ZM143 119V120H144ZM148 119H150V118H147V121H148ZM39 120V119H38ZM40 120H43L44 121V119H40ZM48 120H49V118H48ZM57 120V118L55 119V121ZM153 120H155V119H153ZM161 120V119H160ZM169 121V122H171L172 123V121ZM185 120V121H184ZM0 121H1V119H0ZM19 121V120H18ZM29 121V120H28ZM32 121V120H31ZM30 121V122H31ZM34 121V120H33ZM42 121V122H43ZM134 121V120H133ZM147 121H146V123H147ZM151 122H152V119L150 120ZM150 121H148V122H150ZM158 121V120H157ZM157 121L155 122V123H157ZM168 121H167V123H168ZM187 121V122H186ZM190 121V122H189ZM16 122V120L14 121V124H17V123H15ZM20 122V121H19ZM29 122V123H30ZM94 122V123H93ZM132 122V121H131ZM136 122H137V119H136ZM185 122V123H184ZM13 123V122H12ZM21 123V122H20ZM26 123H28V122H26ZM28 123V124H29ZM97 123H100V122H97ZM130 123V122H129ZM143 123H145V121L143 122ZM153 123H154V121H153ZM159 123V122H158ZM157 123V124H158ZM13 124V125H14ZM21 124H25V123H21ZM30 124H32V123H30ZM150 125H151V123H149ZM161 124H163V123H161ZM170 124V123H169ZM169 124H168V126H169ZM218 124V125H217ZM6 124H4L3 126H5ZM12 125V124H11ZM12 125V126H13ZM26 125V124H25ZM50 125H53V123L51 124V123H49V124H47V125H45L46 127L47 126H50ZM59 125V124H58ZM66 127H68L69 125H68V123H66V124H64ZM71 125V124H70ZM93 125H92V127H93ZM96 125H98V124H96ZM104 125V124H103ZM147 126H145V127H147L148 129H152L153 128V126L152 127H150L148 124H146ZM167 125V124H166ZM171 125V124H170ZM174 125H173V127H174ZM1 126V125H0ZM2 126V127H3ZM17 126V130L19 129H21L22 130V128H23V126H22V128H19V124L18 125H16ZM16 126H15V128H16ZM20 126V127H21ZM27 126V125H26ZM44 126V128H46ZM89 126V125H88ZM128 127H129V124L127 125ZM138 126H139V124L138 125H133L132 124V128L130 127V133L132 134V133H135V132H138ZM142 127L144 126V125H141ZM158 126L161 128V130L157 127V125H156V127L159 129H157V130H154L153 131V129L154 128H156V127H154L152 130H149V131H153L154 132V134H157V136L162 140V142L163 143H166L171 149H172V151H173V153L175 154L174 156H175V160H179L180 158H181V151H183V148L181 147L180 148V146H179V142L178 141H176V140H179L178 138V135H179V133H176L175 131L176 130H178L180 127H178L176 130H174L173 129V127L172 128H170V127H162V125H159L158 124ZM164 126V125H163ZM177 126H179V125H177ZM7 127H8V125H7ZM43 127V126H42ZM58 127V126H57ZM103 127H105V126H103ZM125 127H126V124H125ZM127 127V128H128ZM145 127L143 128V129H145ZM1 128V127H0ZM6 128V127H5ZM5 128H4V131H5ZM8 128H11V127H8ZM14 128V129H15ZM25 128V127H24ZM101 128V127H100ZM126 128V129H127ZM139 128H140V126H139ZM176 128V127H175ZM12 129V128H11ZM43 129V128H42ZM60 129V128H59ZM68 129V131L70 130L69 128H67ZM76 129H78L77 128V126H76ZM90 129V128H89ZM1 130H3V128H1ZM21 130L19 131V132H21ZM23 130H25V129H23ZM23 130H22V132H23ZM44 130V129H43ZM50 131H51V129H49ZM55 130H56V128H55ZM60 130H62V129H60ZM91 130V129H90ZM94 130H96V129H93V131ZM142 130V129H141ZM165 130H167L168 132H167V135L165 134L164 135V133L166 132ZM180 130V129H179ZM10 132L9 130H6V132ZM26 131V130H25ZM28 132H29V129L27 130ZM52 131L53 132H56V131H54L53 129H52ZM50 132L51 134H52V136L54 135L55 136V134L56 133H53V132ZM62 131H65V130H62ZM92 131V132H93ZM146 131V130H145ZM163 131H165V132H163ZM1 133H3L2 131H0ZM14 132V131H13ZM95 133H97L96 131H94ZM153 132H151V134H153ZM49 133V134H50ZM94 133V134H95ZM104 133V132H103ZM128 133V132H127ZM146 133H147V131H146ZM17 134V133H16ZM22 134H24V132L22 133ZM25 134H26V132H25ZM29 134V133H28ZM62 134V132H60V134L58 133V134H56V136L55 137H57V135L59 136L58 137V140H59V138L60 137H62L63 135H61ZM97 134H100V132L99 133H97ZM97 134H95L96 135V137H97V139H95V137H94V139L91 141L92 142V144L95 142V144H96V141L99 139L98 138V136H97ZM105 134H107V133H105ZM140 133H138V135H139ZM148 134H150V132H148ZM181 134V133H180ZM61 135V136H60ZM128 135H129V133H128ZM127 135V136H128ZM132 135H135V134H132ZM183 135H185L184 133L182 134V136ZM2 136H5V134L4 135H2ZM12 136H13V134H12ZM17 136V135H16ZM15 136V137H16ZM23 137L22 138H24L25 139V137H26V135H25V137H24V135H22ZM43 136V135H42ZM51 136V137H52ZM100 136H102V134L100 135ZM103 136H104V139H105V136L106 135H104L103 134ZM103 136L101 137V138H103ZM123 136V135H122ZM127 136H126V139H127ZM130 136V135H129ZM181 136V135H180ZM1 137V136H0ZM5 137H9V135L8 136H5ZM18 137V136H17ZM27 137H28V135H27ZM36 137V136H35ZM44 137V136H43ZM107 137V136H106ZM121 137V136H120ZM132 137V136H131ZM134 137V136H133ZM183 137H185V136H183ZM4 138V137H3ZM12 138V137H11ZM19 138V137H18ZM29 138V137H28ZM40 138H42V137H40ZM39 138V139H40ZM100 138V139H101ZM117 138H119V136L117 137ZM123 138V137H122ZM125 138V137H124ZM123 138V139H124ZM134 138H138V140H139V136L137 137H134ZM142 138H144V137H142ZM142 138H141V140H142ZM1 139H2V137H1ZM1 139H0V141H1ZM6 141H7V139L6 138H4ZM21 139V138H20ZM38 139V138H37ZM44 140H45V138H43ZM55 139V138H54ZM62 139V138H61ZM119 139H121V138H119ZM132 139V138H131ZM159 139V140H160ZM9 140V142H6V144H7V146H8V143L9 144H11V141H13L14 139L12 138V140H10V138L8 139ZM41 140V139H40ZM46 140H47V138H46ZM53 139H51V143H53V142H57V143H59V145L61 144V140H60V142H58V140H53ZM62 140H64V139H62ZM94 140H96V141H94ZM102 140V139H101ZM138 140H136L137 142H138ZM141 140H139V142L141 141ZM144 140H146L145 138H144ZM181 142H184L185 141V143L186 144H188L187 143V141L185 140V138H184V140L182 141V137H181ZM16 141V140H15ZM23 141V140H22ZM25 141H28V140H26L25 139ZM37 141V140H36ZM48 141H50V135H49V140ZM94 141V142H93ZM99 141V140H98ZM104 141V140H103ZM14 142V141H13ZM16 142H20V146H22L21 145V141H16ZM24 142V141H23ZM40 142H42V140L40 141ZM56 142H55V145H56ZM104 142H106V141H104ZM130 142H132L131 140L128 142V143H130ZM142 142H144V141H142ZM141 142V143H142ZM154 141H152L151 143H153ZM2 143H4L3 141H2ZM17 143V144H18ZM44 143H45V141H44ZM47 143V142H46ZM50 143V142H49ZM99 143H101V141H99ZM133 143H134V140H133ZM147 143L148 144H151L149 141H147ZM5 144V145H6ZM14 144H15V142H14ZM34 144V143H33ZM40 144V143H39ZM42 144V143H41ZM40 144V145H41ZM54 144V143H53ZM52 144V145H53ZM132 144V143H131ZM144 144V143H143ZM143 144H141V146L143 145ZM156 144H160V142L158 143H156ZM182 144V143H181ZM5 146L4 144H1L0 146ZM40 145H37V147H40ZM45 144H42L41 146L42 147H44V149L43 150H39V149H35V152L38 150V151H40V153L42 154V156H43V154H45L43 151H45V147L46 146H44ZM101 145V144H100ZM135 145V144H134ZM154 145V144H153ZM152 145V146H153ZM165 145V144H164ZM166 145V146H167ZM2 146V147H3ZM7 146L5 147V149L4 150H2V148L0 147V149L2 150V151H0V161H7L8 163L9 162H13V163H15V162H18V163H21V162H26V161H28V159L30 158L31 159V157H29L28 158V155L27 154H25L24 152L25 151H31V154H32V151H34V149L33 150H29V149H27V148H31V147H29V146H27V148H23V147H21L22 149H27V150H24V152L20 149V148H18V147H20V146H18V147H15V148H18L17 150H14V151H12V149L8 152V151H6L7 149ZM50 146H51V144H50ZM57 146V145H56ZM55 146V147H56ZM93 146H95L94 144H93ZM93 146H91V147H93ZM98 146V145H97ZM127 146H128V144H127ZM144 146V145H143ZM152 146H151V149H153V150H150V149H147V148H145V150H148V165H149V167H148V170H147V172H148V179H149V185L148 186H150V191L152 192V193H154L155 195H157V199L159 200L158 202H164L166 199L167 200H172L171 198H174L173 200H177L178 202H177V204H182L184 201H185V196L183 195L185 192H186V189H185V192H183L184 191V189H183V191H182V189L181 188H184L183 186H184V184L182 183V182H184L183 181V178H176V180H173V179H170V178H172L173 176H169L168 175V173H169V171H172V168L174 167V166H176V167H174V168H176L177 169V171L179 170V168H181L183 165H182V163L181 162H176V164L177 163H180V164H178V166L174 163V166H173V164H172V166H171V168H169V162H166V159L167 158H164V155H166V154H163V152H158V151H156L155 149V147H156V145H155V147L154 148H152ZM158 146V145H157ZM167 146V147H168ZM9 147H11V145H9ZM8 147V150L10 149ZM12 147H13V145H12ZM11 147V148H12ZM54 147V146H53ZM61 147V146H60ZM67 147V146H66ZM96 147V146H95ZM99 147V146H98ZM131 147H132V145H131ZM145 147V146H144ZM144 147H143V149H144ZM146 147H147V145H146ZM185 147H186V145H185ZM184 147V148H185ZM188 147V146H187ZM14 148V147H13ZM47 148H49L48 146H47ZM97 148V147H96ZM132 148H134V147H132ZM150 148V147H149ZM189 148V147H188ZM190 148V149H191ZM67 149V148H66ZM94 149V148H93ZM103 149V148H102ZM129 149H131L130 148V146H129ZM129 149H127V150H129ZM182 149V150H181ZM46 150H48V149H46ZM57 149H55V151H56ZM60 150H62L61 148H60ZM91 150V149H90ZM95 150V149H94ZM134 150V149H133ZM155 150V151H154ZM186 150V149H185ZM37 151V152H38ZM49 151H50V148H49ZM52 151V150H51ZM121 151H123L124 152V150H122L121 149ZM120 151V152H121ZM130 151V150H129ZM128 151V152H129ZM171 151V152H172ZM35 152H33V154L35 153ZM36 152V153H37ZM54 152V151H53ZM57 152H59V150L58 151H56V152H54V153H57ZM61 152V151H60ZM97 151L95 150V153H96ZM100 152V151H99ZM119 152V153H120ZM127 152V153H128ZM131 152V151H130ZM28 153H30V152H28ZM49 153H51V152H49ZM63 153V152H62ZM92 153V152H91ZM125 153H126V151H125ZM127 153L125 154V155H127ZM173 153L171 154V155H173ZM236 153V154H235ZM241 152L240 151H236L235 152V150L233 151V152H231V155L234 157V159H236V160H241L242 159V157H241V154H240ZM38 154V153H37ZM53 154V153H52ZM52 154H50V155H52ZM59 154V153H58ZM64 154H65V152H64ZM97 154L99 155V153L97 152ZM96 154V156H98ZM134 154V153H133ZM234 154V155H233ZM30 155V154H29ZM123 155V154H122ZM35 156V155H34ZM38 156H40V155H38ZM45 156H47V153L45 154ZM53 156H55V155H53ZM52 156V158L53 159H55L54 157ZM59 156V155H58ZM93 156H95V154L93 155ZM119 156V155H118ZM128 156V155H127ZM36 157H37V155H36ZM100 157V156H99ZM98 157V158H99ZM165 157H167V155L165 156ZM182 157H183V155H182ZM32 158H34V157H32ZM40 158V157H39ZM57 158V157H56ZM69 158V157H68ZM92 158V157H91ZM90 158V159H91ZM95 157H93V159H94ZM97 158V159H98ZM102 158V157H101ZM110 158V157H109ZM108 158V159H109ZM122 158V157H121ZM171 158H173L172 156H171ZM170 158V159H171ZM38 159V158H37ZM63 159V158H62ZM65 159H67V158H65ZM65 159H64V161H65ZM71 159V158H70ZM107 159V158H106ZM105 159V160H106ZM126 159V158H125ZM124 159V160H125ZM181 159H183V158H181ZM35 160V159H34ZM111 161H112V159H110ZM109 160V162L108 163H111L112 164V166L114 165V166H116L115 164H113V162H111ZM133 160V159H132ZM173 160V159H172ZM171 160V161H172ZM186 161H187V159H185ZM63 161V162H64ZM91 161V160H90ZM183 161H184V159H183ZM61 162V161H60ZM66 162V161H65ZM73 163H74V161H72ZM93 162H97V161H93ZM92 162V163H93ZM100 162H101V160H100ZM226 162V161H225ZM67 163V162H66ZM73 163H71V164H73ZM102 163V162H101ZM131 162H129L128 164H130ZM171 163H173V161L171 162ZM60 164H62V163H60ZM77 164V163H76ZM95 163H93V165H94ZM110 164V165H111ZM120 164H122V162L120 163ZM184 164V168L186 169V173L188 174V176L191 178V177H193V175H194V173H193V169H192V167H193V165L191 166V164L189 163V162H185V163H183ZM79 165V164H78ZM91 165V164H90ZM96 165V164H95ZM101 165V164H100ZM180 165H182L181 167H180ZM56 166H58L57 164H56ZM60 166V165H59ZM122 166H125V164H123V165H121V169H122ZM127 166V165H126ZM88 167H94V166H88ZM95 167H97V166H95ZM94 167V168H95ZM204 167V166H203ZM52 168V167H51ZM85 168V167H84ZM98 168H99V166H98ZM107 168H108V166H107ZM114 168H116V167H114ZM119 168V167H118ZM53 169V168H52ZM97 169V168H96ZM123 169H124V167H123ZM147 169V168H146ZM171 169V170H170ZM83 170V169H82ZM90 170V169H89ZM116 170H118V169H116ZM116 170H115V172H116ZM139 170V169H138ZM175 170V169H174ZM55 171V170H54ZM54 171H52V173L54 172ZM91 171H92V169H91ZM50 173H51V171H50ZM92 173L93 172H91V175H92ZM212 173V175L213 176H215L214 174ZM121 174V173H120ZM119 174V175H120ZM170 174V173H169ZM49 175V174H48ZM87 175V174H86ZM89 175V174H88ZM90 175V176H91ZM95 175H96V173H95ZM195 175H196V173H195ZM116 176H117V174H116ZM124 176V175H123ZM125 176H126V174H125ZM168 176L170 177V178H168ZM85 177V176H84ZM93 177V176H92ZM121 177H122V175H121ZM197 178H198V180H200L199 179V177L198 176H196ZM209 177V176H208ZM211 177V176H210ZM228 177H229V175H228ZM231 177V176H230ZM229 177V178H230ZM86 178H88V177H86ZM123 178V177H122ZM122 178H119V179H122ZM193 178H195V177H193ZM31 179V178H30ZM84 179V178H83ZM124 179V178H123ZM177 179H178V181H177ZM179 179H181V180H179ZM187 179H188V177H187ZM208 179H210V178H208ZM185 180V179H184ZM192 180V179H191ZM197 180V181H198ZM215 180V181H214ZM217 179H213V181H209V183H211V182H217L216 181ZM227 181H228V178L226 179ZM202 181V180H201ZM2 182H3V180H2ZM41 182V181H40ZM192 182H194V180L192 181ZM231 182V181H230ZM197 184H198V182H196ZM199 183H201L200 181H199ZM232 183V182H231ZM217 184V183H216ZM216 184H214V185H216ZM123 185V184H122ZM199 185V184H198ZM203 186L204 184H200V186ZM208 185V184H207ZM209 185H211V184H209ZM212 185H213V183H212ZM8 186V185H7ZM38 186V185H37ZM199 186V187H200ZM201 186V187H202ZM235 186V185H234ZM41 187H42V185H41ZM186 187V186H185ZM206 187V186H205ZM217 188L219 187V186H216ZM1 188V187H0ZM36 188H39V186L38 187H36ZM85 188V187H84ZM88 189L89 188H91V187H87ZM188 188V187H187ZM204 188V187H203ZM207 189H208V187H206ZM206 188L205 189H203V190H205V191H203L202 190V193L203 194H205V196H206V198L208 199V198H211L210 196L211 195H209L208 193H207V191H206ZM202 189V188H201ZM212 189H213V187H212ZM37 190V189H36ZM85 191H87L86 189H84ZM91 189H89V191H90ZM99 190H100V188H99ZM191 190V189H190ZM216 190V188L214 189V191ZM35 191V190H34ZM93 191V190H92ZM187 191H188V189H187ZM36 192V191H35ZM98 193H100L99 191H97ZM193 192V191H192ZM209 192V191H208ZM248 192V191H247ZM39 193V192H38ZM102 193H103V191H102ZM106 193V192H105ZM105 193H103V194H105ZM111 193H112V191H111ZM171 193V194H170ZM190 193L191 192H188L187 194L188 195H190ZM217 193V192H216ZM37 193H35V195H36ZM40 194V193H39ZM103 194H101V195H103ZM186 194V193H185ZM192 194V193H191ZM194 194V193H193ZM212 194V193H211ZM225 194V193H224ZM10 195V194H9ZM9 195H7L6 196V198L4 199V198H0V233L1 234H4V235H0V239H4V242H3V240H1L2 241V243H6V245L8 246V247H10L11 249H13V248H15L16 246H14L15 244H17L18 242H20V239H28L29 238V242H30V237L31 236H29V237H27L26 235H24V233H23V231H25L26 232V230H27V234H29L30 233V228H31V226L32 225H34L35 224V219L36 218H39V216H41L40 214H41V208L39 207H32V208H30V205L27 207L26 206V204L27 203H25V202H22V201H20V200H12L13 198L11 197V196H9ZM41 195V194H40ZM42 195H43V193H42ZM155 195H152V198H154V196ZM172 195H173V197H172ZM187 195V196H188ZM228 194H226V196H227ZM1 196H3V194H1L0 193V197ZM36 196H39V195H36ZM99 196H100V194H99ZM104 196V195H103ZM102 196V197H103ZM105 196H106V194H105ZM105 196H104V198H105ZM114 196V195H113ZM186 196V197H187ZM235 196V195H234ZM239 196V195H238ZM15 197V196H14ZM34 197V196H33ZM41 196H39V198H40ZM42 197H44V196H42ZM41 197V198H42ZM101 197V196H100ZM107 197V196H106ZM189 197V196H188ZM228 197H230V196H228ZM45 198V197H44ZM44 198H42L43 200H44ZM108 198V197H107ZM110 198V197H109ZM114 198H116V197H114ZM156 198H155V200H156ZM166 198V199H165ZM36 199H38V198H36ZM46 199H47V197H46ZM45 199V200H46ZM103 199V198H102ZM187 199V198H186ZM98 200V199H97ZM105 200V199H104ZM112 200V199H111ZM148 200H150V199H148ZM210 200V199H209ZM241 200V199H240ZM8 201V202H7ZM107 201H108V199H107ZM115 201V200H114ZM228 201L229 200H226V202H224L223 204L225 205L226 203H228ZM238 201V200H237ZM49 202V201H48ZM20 203H24L25 205H24V208L25 207H27L26 208V211L24 212V210H22V213H25V214H21V208L23 209V207L21 206V204ZM105 203H106V201H105ZM110 203H112V202H109V204ZM149 203H151L152 205L155 203H152V202H149ZM241 203V202H240ZM106 204H108V203H106ZM176 204V205H177ZM255 204H257V203H254L253 204V202H252V198H251V201H249V203L248 204H242L241 206H240V210H241V212H244V214L247 216V218L250 220V221H252V222H259L260 220H258L259 218H260V213H259V210H260V208H257L256 207V205ZM51 207H53L52 205H54L53 204V202H52V204H49ZM111 205V204H110ZM229 205H231V203L229 204ZM35 206V205H34ZM112 206V205H111ZM156 205L154 204V207H155ZM203 207V206H202ZM226 207V206H225ZM230 206H228L227 205V208H229ZM31 209V211H32V215H30L31 214V211H30V214H29V210ZM54 208V207H53ZM58 208V207H57ZM60 208V207H59ZM58 208V209H59ZM231 208H233V209H235L234 208V206L233 207H231ZM230 208V209H231ZM28 209V210H27ZM47 209H49V207H47ZM55 209V212H57V211H59V210H62V209H57V211H56V208H54ZM152 208L150 207V210H151ZM232 209V210H233ZM236 210H237V208L235 209V212H236ZM28 211V212H27ZM54 211V210H53ZM234 211V210H233ZM27 212V213H26ZM155 212V211H154ZM189 212H190V210H189ZM234 212V213H235ZM153 213V212H152ZM238 213V211L236 212V214ZM26 214H28L29 216H31L32 218H34L33 216H35V218L33 219V221H32V219H30L31 217H29V218H27V216H25V218L27 219V220H29L30 222H33V223H31V226H30V223L25 219V220H23L24 219V216L23 215H26ZM241 214V213H240ZM60 217L62 216V218H63V214L62 215H59ZM97 216V215H96ZM240 216H242V214L240 215ZM244 216V215H243ZM54 217H57V216H54ZM65 217V216H64ZM58 218V217H57ZM56 218V219H57ZM61 218V219H62ZM100 218H103V217H100ZM261 218H262V216H261ZM65 219V218H64ZM64 219H62L63 221H64ZM104 219H105V217H104ZM246 219V218H245ZM21 220H23V221H25V222H20ZM39 220V219H38ZM60 220V219H59ZM66 220V219H65ZM27 221V222H26ZM97 221H100V220H97ZM97 221H95L96 223H97ZM106 221V220H105ZM118 222H119V220H117V226H116V223H115V220L112 222V223H109L110 224V230H111V232H112V234H114L113 236H114V238H116L117 240H119L120 241V243L119 244H121V240H120V238H121V232L123 231V234L125 235V233H124V230H122V231H120L121 230V228H120V226L118 225ZM20 223L21 224H23L24 223V225H25V228H26V224H28V229L26 228V229H22V228H24V226H22V225H20ZM36 223H37V219H36ZM100 223V222H99ZM99 223H97V224H99ZM103 223V222H102ZM216 223H217V221H216ZM67 223H64V225H66ZM20 226H22V227H20ZM36 226H37V224H36ZM35 226V227H36ZM102 225L100 224V226H98V228H100ZM249 226V225H248ZM248 226L246 225V227L248 228ZM34 226H32V228L31 229H34L33 228ZM103 227H106L107 229H108V227L107 226H103ZM244 227V226H243ZM17 228V229H16ZM65 228V227H64ZM102 228V227H101ZM105 228V229H106ZM245 228V227H244ZM37 229V228H36ZM21 230H23L21 233H20V231ZM38 230V229H37ZM43 230V229H42ZM109 230V229H108ZM107 230V232H109ZM195 230V229H194ZM197 230V229H196ZM195 230V231H196ZM207 230H208V227H207ZM224 230H226V229H224ZM245 230H247V229H245ZM245 230H243L242 229V231H245ZM254 230V229H253ZM29 231V232H28ZM34 231V230H33ZM194 231V232H195ZM216 231V230H215ZM248 231V230H247ZM255 231V230H254ZM41 232V231H40ZM60 232H62V231H60ZM185 232V231H184ZM201 232V231H200ZM235 232V231H234ZM238 232V231H237ZM195 233H197V231L195 232ZM217 233V232H216ZM225 233H226V231H225ZM231 233H232V231H231ZM60 234V233H59ZM122 234V238H124L123 235ZM219 234V233H218ZM227 235H228V233H226ZM233 234H235V233H233ZM248 234H249V231H248ZM247 233H246V235H248ZM34 236H36L35 235V232H34V234H33ZM127 235H129V234H127ZM126 235V236H127ZM232 235V234H231ZM245 235V234H244ZM245 235V236H246ZM249 235H251V234H249ZM2 236V237H1ZM52 236V235H51ZM55 237L54 238H56V235H54ZM36 238V237H35ZM51 238H53V237H51ZM121 238V239H122ZM247 238V237H246ZM251 241V240H250ZM28 242V243H29ZM1 242H0V246H2L3 244H2ZM250 243V242H249ZM5 245V244H4ZM200 246H201V244H200ZM203 246V245H202ZM252 246V245H251ZM217 247V246H216ZM221 247V246H220ZM64 248V247H63ZM69 248V247H68ZM71 248V247H70ZM205 248V247H204ZM2 249V248H1ZM66 249H67V247H66ZM223 250H224V248H222ZM71 250V249H70ZM223 250H221V248H220V251H223ZM68 251H69V249H68ZM72 251H74V249L72 250ZM64 252V251H63ZM71 252V251H70ZM1 253V252H0ZM18 255L19 254H25V255H39L40 257H42L43 255L41 254V249H40V245H38V244H36V243H34V245L33 246H30L29 248H23V249H21L20 251H17L16 252ZM16 253H14V254H16ZM69 253V252H68ZM73 253H76V251H74ZM70 255V254H69ZM107 256V257H105V258H103L104 260L106 259L107 261H109V259H107V258H109L108 257V255L107 254H102L101 253V255L99 256L100 258H101V256L102 257H104V256ZM72 256V255H71ZM73 256H75L76 257V255H73ZM77 256H78V252H77ZM127 256V255H126ZM130 256V255H129ZM210 256V255H209ZM128 257V256H127ZM132 257V256H131ZM80 258V257H79ZM111 258V257H110ZM28 259V258H27ZM55 259H57V258H55ZM74 259H76V258H74ZM122 259V258H121ZM41 261L43 262L44 261V258L42 257L41 258ZM107 261H104V262H106L107 263ZM100 263H101V261H99ZM104 262H102V263H104ZM183 262V261H182ZM232 262V261H231ZM101 263V264H102ZM174 263H175V261H174ZM173 263V264H174ZM105 264V263H104Z\"/></svg>", "mask_w": 264, "mask_h": 264}]
</instances>
